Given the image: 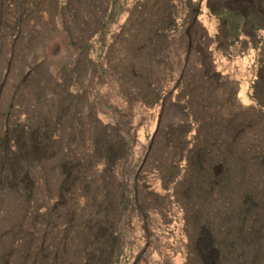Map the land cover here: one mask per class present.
Wrapping results in <instances>:
<instances>
[{
	"label": "rangeland",
	"instance_id": "rangeland-1",
	"mask_svg": "<svg viewBox=\"0 0 264 264\" xmlns=\"http://www.w3.org/2000/svg\"><path fill=\"white\" fill-rule=\"evenodd\" d=\"M259 1L0 0V130L39 125L49 142L26 217L39 243L72 255L101 223L109 264H186V160L158 149L155 131L190 92L262 152Z\"/></svg>",
	"mask_w": 264,
	"mask_h": 264
},
{
	"label": "trees",
	"instance_id": "trees-1",
	"mask_svg": "<svg viewBox=\"0 0 264 264\" xmlns=\"http://www.w3.org/2000/svg\"><path fill=\"white\" fill-rule=\"evenodd\" d=\"M232 1L236 9L251 11L261 4ZM235 13L230 15L239 17ZM185 97L184 103L167 101L172 111L155 131L158 149L168 150L176 162L186 160L177 194L188 238L185 262L264 264V149L259 152L241 141L242 128L230 118L215 120L208 106L198 104L202 99L190 92ZM46 136L39 125L27 132L0 130V264H109L105 246L112 240L105 224L91 225L92 236L72 255L67 245L60 247L53 239L45 245L38 242L36 214L34 224H27L29 211L35 209L33 168L49 149ZM11 209L16 215L7 222Z\"/></svg>",
	"mask_w": 264,
	"mask_h": 264
}]
</instances>
